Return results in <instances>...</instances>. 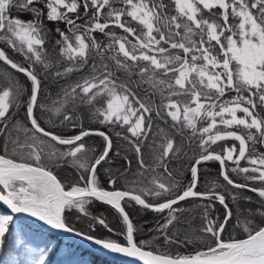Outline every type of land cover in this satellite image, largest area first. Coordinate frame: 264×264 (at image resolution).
I'll use <instances>...</instances> for the list:
<instances>
[{
  "label": "snow or ice",
  "instance_id": "obj_1",
  "mask_svg": "<svg viewBox=\"0 0 264 264\" xmlns=\"http://www.w3.org/2000/svg\"><path fill=\"white\" fill-rule=\"evenodd\" d=\"M45 21L64 24L54 29L58 58L46 47L53 30ZM96 33L105 40L98 41ZM0 42V62L23 74L28 84L0 77V202L10 210L0 213V249L11 237L13 246L38 251L31 264H48L50 244L31 248L23 229L14 232L15 216L28 214L53 229L74 232L66 211L88 216L95 200L120 214L123 239L76 234L114 253L144 264H264V225L248 219L242 225L245 238L225 240L234 217L227 193L215 182L206 191L197 189L198 166L216 161L224 186L236 190L231 199L251 202L243 193H255L262 201L255 214L264 216V0H0ZM76 73L79 78L70 82ZM49 81L59 87L52 104L40 99ZM21 105L25 116L14 119ZM156 118H170L171 134L163 128L153 132ZM85 119L112 128L126 142L136 162L135 180L117 188L129 168L118 174L109 168L111 190L101 185L98 168L111 159L113 137L86 127ZM57 125L79 131L58 133ZM186 132L198 151L191 179L182 185L169 163L187 155L175 135L183 139ZM92 135L104 140L99 154L90 155L95 150L86 147L85 138ZM229 141L234 143L228 146ZM146 148L151 163L145 160ZM124 160L131 166L132 160ZM65 163L79 170L75 181L62 183L54 174ZM190 199L218 201L223 219L211 218L212 203H201V226L173 232L185 214L180 203ZM129 201L161 214L156 231L166 245L191 244L194 251L174 254L137 240L125 211ZM246 212L251 215L253 209ZM92 220L90 230L99 224L112 231L103 218Z\"/></svg>",
  "mask_w": 264,
  "mask_h": 264
},
{
  "label": "trees",
  "instance_id": "obj_2",
  "mask_svg": "<svg viewBox=\"0 0 264 264\" xmlns=\"http://www.w3.org/2000/svg\"><path fill=\"white\" fill-rule=\"evenodd\" d=\"M81 13H83L82 8H81ZM13 14L20 15L21 18L25 20L32 19L31 15L20 14L16 10H13ZM78 22L83 23V19H81ZM45 23L47 24V27L49 29L53 30L49 36V42L46 45V47L49 49L50 57L58 58L57 49L55 46V40L58 39L59 37L55 33L54 29L57 27L64 29V24L62 23L53 24V23H48L47 21H45ZM112 31L117 32V34H121V31L119 29L114 28L112 29ZM96 37L98 41L105 40V37L102 34L96 33ZM2 46L4 45L2 42H0V47ZM6 51L8 52L10 58H13L16 62L24 63L23 58L19 54L9 49H6ZM7 76H11L15 78V80L18 83H20L25 88H27L28 84L26 81V77L23 74L17 73L15 70L10 69V66H7L4 63L0 62V77H7ZM78 78H79L78 73L72 74L70 78V82L71 79H78ZM0 83H3L2 79H0ZM43 93H44L43 96L40 98L41 102L52 104L53 101L58 99L57 94L59 93V87L53 84L51 81H49V83L44 85ZM229 95H234V93H229ZM153 99H157V98L153 97ZM158 102L159 101L157 99V103ZM81 115L83 116V113H81ZM24 116H25V112L23 110V105L16 108L13 112L14 119L23 120ZM42 118L46 119L47 117H42ZM84 124L86 127L99 128L101 130H105L113 137V152L110 154L111 159L107 163H105L103 167L98 168V176L101 185L107 186L108 188L111 189V187H109L107 183L108 174L105 171L106 169L109 168L112 170L113 173H117V174L123 171L126 167L129 168V172L125 176V178L119 181L115 186L117 188H120L121 186H126L127 183H130L131 181L135 180L136 176L133 174L137 171L136 162L135 159L133 158V153L130 149H128L126 142L117 138L112 128H109L105 125H97L87 119L84 120ZM170 125H171L170 118L167 120V122L162 121L159 118H156L154 120L153 132L155 133L156 129L158 128H163L171 134ZM47 127L51 128L52 125L49 124L47 125ZM56 130L58 133H64L67 135H72L79 131V129L62 127L59 125L56 126ZM175 135L178 142H180L182 145L183 153H187V155L180 154L178 155V157H173L169 163V170H171L174 175L178 173L179 175L177 176V179L181 181L182 185H186L191 179L189 168L195 158L194 154L198 151V149L196 148L195 143H190L188 141L187 136L189 134L187 132L184 134L183 139H181L179 134H175ZM155 142L159 143V140L157 139ZM231 143H234V141H229L228 146H230ZM85 144L87 148L95 150V153H90V155L99 154V151L102 149V146L104 144V140L102 137L98 135H92L85 138ZM147 144L152 145L153 139L150 138L149 141H147ZM213 147L216 148L217 151H220L219 147L217 146H213ZM260 150L264 151V149H260ZM117 152H119V155L116 154ZM144 155L146 162L151 163L148 161V158L150 159L152 157V153L148 148L144 150ZM125 156H127L128 159L132 160L131 166L125 164V160H124ZM226 166H231V162H227ZM220 170H221V166L216 161H207L201 163L199 165V183L197 185V189L199 191H206L210 188L211 184L215 182L219 186V189H222L225 193H227L226 202H228L229 206L233 208L234 217L228 224L226 231L223 234V238L227 240L233 237L235 238L246 237L242 225L248 219L252 220L253 223L258 226L264 225V216H258L255 214L254 211V209L262 203V201L257 198V195L255 193H252L247 190H245L243 194L247 196H251L252 197L251 202L241 201L239 199L233 201L231 199V196L235 194L236 190L224 186L225 182L220 176ZM54 174H56L57 177L62 180V183H67L69 180L75 181L78 178L80 172L78 169H73L69 164L65 163L62 164L61 166L56 167L54 169ZM233 175L235 176V174ZM235 178L237 180L241 179L240 177H235ZM148 200L149 202H153V198L151 197H149ZM201 203H205V204L212 203L214 207L210 212L211 218L223 219L224 209L223 206L220 205L218 201L209 202L207 200L201 201L197 199H190L186 202L180 203L179 207L185 209V214L184 216L181 217V223L177 225L176 228H173L172 231L173 232L179 231L181 234H183L185 232H190L193 229H198L201 226V219H200L201 214L198 209V205H200ZM246 208L253 209L251 215L247 214L245 210ZM0 209L2 208L0 207ZM239 209H242V212H240ZM125 211L128 213L136 229L135 232L136 239L149 241L154 250L170 251L174 254L175 253L188 254L194 251V248L191 246V244H187V245L165 244L163 238L159 237V234L156 231L158 223L163 222L161 219V214L147 210L142 206L137 205L135 202H131V201L127 203V206L125 207ZM87 212L89 213L88 216L79 213L77 210L66 211L67 222L74 229L89 235H93L98 238L119 237L121 240L123 239L121 233L125 229V225L120 214L112 206H109L104 202L93 200L88 205ZM92 217L103 218L112 231L109 232L108 229L104 228L99 224L96 225L94 230H90V224L94 223ZM237 220L241 221V225H237ZM18 222L21 225V229H23L24 232L27 233L28 236L31 238L32 240L31 244L34 245L35 247L43 248L45 246V242H48L49 239L56 243V247H57V249L55 250L56 254L52 257L51 259L52 262L50 264H124L106 259L102 256H99L88 250H85L84 248L78 245H74L69 242H64L62 239L58 238L57 236L53 235L48 231L42 230L40 228L32 227L21 221ZM63 244H66L69 249L64 254L59 255L57 250ZM2 255L3 253L0 252V260L2 258Z\"/></svg>",
  "mask_w": 264,
  "mask_h": 264
},
{
  "label": "water",
  "instance_id": "obj_3",
  "mask_svg": "<svg viewBox=\"0 0 264 264\" xmlns=\"http://www.w3.org/2000/svg\"><path fill=\"white\" fill-rule=\"evenodd\" d=\"M0 207L2 209H4L6 212L10 211L7 209V206L4 205L2 202H0ZM147 210H149V209H147ZM15 220L24 222V223H26L32 227L40 228L42 230L48 231V232L52 233L53 235L57 236L58 238L62 239L64 242H69V243H72L74 245H78V246L84 248L85 250H88L94 254L102 256V257L109 259L111 261H116V262H120V263H124V264H144V262L142 260H140L138 257H128V256L123 255V254L114 253L110 250L104 249L100 245L95 244L93 241L86 239L82 235H77L76 234L77 232H81L79 230L74 229L75 230L74 232H67L64 230L53 229V228H51V226L47 225L46 223H44L42 221H39L37 218L31 217L28 214H17L15 216ZM96 238H98V237H96ZM243 238H245V237H243Z\"/></svg>",
  "mask_w": 264,
  "mask_h": 264
},
{
  "label": "rangeland",
  "instance_id": "obj_4",
  "mask_svg": "<svg viewBox=\"0 0 264 264\" xmlns=\"http://www.w3.org/2000/svg\"><path fill=\"white\" fill-rule=\"evenodd\" d=\"M151 158L150 159L148 158L149 162H151ZM247 209L248 208H246L245 210ZM239 211L242 212V209H239ZM4 212L6 211L0 209V213H4ZM20 229H21V225L19 224L18 221H15L14 232L19 233ZM46 243L50 244L51 246L49 249L50 255L48 259V264H50L52 262L51 260L52 257L56 254L55 250L57 249V247H56V243L50 239ZM30 247L37 250L39 249L32 244L30 245ZM68 249H69L68 246L66 244H63L58 248L57 251L59 255H62L65 252H67ZM0 252L3 253L2 258L0 260V264H10L12 260H15L17 264H31L33 256L38 254V251L37 253L31 252L29 247H21L19 244L13 246L11 237H8L6 239L5 245L2 249H0Z\"/></svg>",
  "mask_w": 264,
  "mask_h": 264
},
{
  "label": "flooded vegetation",
  "instance_id": "obj_5",
  "mask_svg": "<svg viewBox=\"0 0 264 264\" xmlns=\"http://www.w3.org/2000/svg\"><path fill=\"white\" fill-rule=\"evenodd\" d=\"M103 186V185H102ZM106 189H108V190H111L110 188H108L107 186H104ZM109 187H111V186H109Z\"/></svg>",
  "mask_w": 264,
  "mask_h": 264
}]
</instances>
